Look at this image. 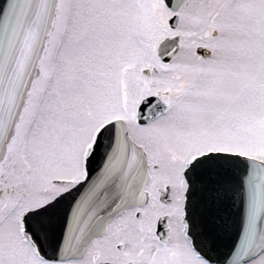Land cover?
I'll use <instances>...</instances> for the list:
<instances>
[{"label":"snow or ice","instance_id":"obj_1","mask_svg":"<svg viewBox=\"0 0 264 264\" xmlns=\"http://www.w3.org/2000/svg\"><path fill=\"white\" fill-rule=\"evenodd\" d=\"M0 264H264V0H0Z\"/></svg>","mask_w":264,"mask_h":264}]
</instances>
